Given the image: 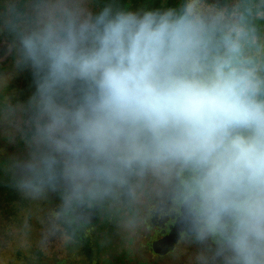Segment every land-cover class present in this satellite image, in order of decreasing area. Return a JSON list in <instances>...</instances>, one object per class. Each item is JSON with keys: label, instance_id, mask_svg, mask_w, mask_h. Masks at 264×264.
Masks as SVG:
<instances>
[{"label": "clouds", "instance_id": "obj_1", "mask_svg": "<svg viewBox=\"0 0 264 264\" xmlns=\"http://www.w3.org/2000/svg\"><path fill=\"white\" fill-rule=\"evenodd\" d=\"M261 20L264 0H0V64L35 86L13 103L0 69L8 186L69 225L166 216L190 264H264Z\"/></svg>", "mask_w": 264, "mask_h": 264}, {"label": "flooded vegetation", "instance_id": "obj_2", "mask_svg": "<svg viewBox=\"0 0 264 264\" xmlns=\"http://www.w3.org/2000/svg\"><path fill=\"white\" fill-rule=\"evenodd\" d=\"M237 2L238 0H209V3L221 7H233ZM253 2L259 3V0H253ZM258 23L264 31V20ZM4 134L5 130L0 131L1 136ZM0 143L7 146L9 142H2L1 139ZM16 143L13 141L14 145ZM19 147L23 145L20 144ZM3 152L6 153L7 148ZM51 204H54L49 213L52 221L51 231L53 225L58 226L54 236L63 238L62 250L48 254L42 251H30L31 264H190L188 254L179 258L170 255L179 239L172 249L166 251L169 246L167 244L169 234L175 228L174 226L166 232L168 224L166 216L161 218L154 216L148 222L150 230L141 226L136 231H130L123 227L117 216L101 214L99 206H96L92 213H86L80 209L69 225L53 217V213L58 211L56 198L51 201ZM106 217H109V220L105 225ZM90 220L93 222L89 223ZM176 227H184V225L178 224ZM65 235L69 239L66 240ZM191 251L192 249L188 250L189 253Z\"/></svg>", "mask_w": 264, "mask_h": 264}, {"label": "rangeland", "instance_id": "obj_3", "mask_svg": "<svg viewBox=\"0 0 264 264\" xmlns=\"http://www.w3.org/2000/svg\"><path fill=\"white\" fill-rule=\"evenodd\" d=\"M0 69L11 74L8 94L12 102H26L31 96L29 94L27 97L22 93L25 88L23 81L26 77V71L16 69L13 58H9L0 64ZM2 130H5L4 125H0V131ZM11 145V142L7 146L0 143L2 146L0 159L15 155L10 153ZM15 145L19 147L20 143L17 142ZM5 148H7L6 153L3 152ZM8 179V174L3 171V174H0V264H31L30 251L34 250L46 254L61 251L63 238H55V236L49 235L52 227L49 213L54 207L51 201L55 197L43 201L23 199L8 186ZM108 218L104 219L105 225L109 220Z\"/></svg>", "mask_w": 264, "mask_h": 264}, {"label": "trees", "instance_id": "obj_4", "mask_svg": "<svg viewBox=\"0 0 264 264\" xmlns=\"http://www.w3.org/2000/svg\"><path fill=\"white\" fill-rule=\"evenodd\" d=\"M131 2L134 5H137V4H140V3H144L145 0H131ZM23 70L26 71V73H25L26 74V77H25V79L23 81V84H24V87L25 88L23 89V92L22 93H23V95H25V96L28 97L29 94L31 95L34 92L35 86H34L33 77H32V74H31V70L30 69H27V68H25ZM10 147H11L10 153L12 155H14V154L15 155L14 156H10V157H6L5 156V159H9V158H12V157H17V156H20L22 154L23 147H16V145H14L13 142H12V145ZM0 148H1V146H0ZM0 169H1L0 172L3 174V171L4 170L2 168H0Z\"/></svg>", "mask_w": 264, "mask_h": 264}, {"label": "water", "instance_id": "obj_5", "mask_svg": "<svg viewBox=\"0 0 264 264\" xmlns=\"http://www.w3.org/2000/svg\"><path fill=\"white\" fill-rule=\"evenodd\" d=\"M85 223H87L86 221H84ZM89 223H92L93 221H88ZM182 228V227H176L170 232L169 234V238L167 240V244L169 245L168 248H166V251H169L170 249L173 248V245L177 242V240L179 239V236H178V231L179 229ZM164 251V252H166Z\"/></svg>", "mask_w": 264, "mask_h": 264}]
</instances>
